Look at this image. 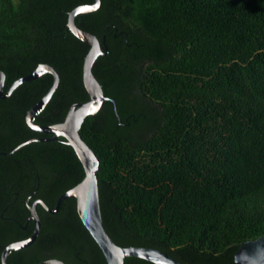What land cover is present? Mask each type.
I'll list each match as a JSON object with an SVG mask.
<instances>
[{
  "label": "trees",
  "instance_id": "obj_1",
  "mask_svg": "<svg viewBox=\"0 0 264 264\" xmlns=\"http://www.w3.org/2000/svg\"><path fill=\"white\" fill-rule=\"evenodd\" d=\"M92 2L0 0L3 94L40 64L58 75L35 124L62 122L89 99L82 81L89 45L67 18ZM74 22L101 43L92 73L118 113L104 100L79 129L99 161L110 238L181 264H237L239 244L264 236V0H100ZM53 81L44 72L0 97V254L31 235L36 198L53 209L85 175L63 137L45 140L26 122ZM35 209L34 241L9 253L7 264H106L75 198L55 213ZM123 264L156 263L129 256Z\"/></svg>",
  "mask_w": 264,
  "mask_h": 264
},
{
  "label": "water",
  "instance_id": "obj_2",
  "mask_svg": "<svg viewBox=\"0 0 264 264\" xmlns=\"http://www.w3.org/2000/svg\"><path fill=\"white\" fill-rule=\"evenodd\" d=\"M99 2L100 0H93L91 4L77 6L69 13L67 18V26L72 31V33L89 45V49L84 57L82 65V81L89 95V99L82 103L73 104L69 108L62 122L51 125H38L34 123V118L43 109L58 82V75L50 65L40 64L30 74L14 81L7 94H3L4 73L0 71L1 98L6 97L13 90V88L22 81L36 78L44 72H50L53 74L54 81L52 86L45 93V95L31 109L28 110L25 117L26 122L32 129L48 134L49 137H47L45 140H57L59 136L63 137L62 142L70 145L73 148L85 172L83 179L79 183L59 195L53 209H50L40 199L35 200V202L29 206L30 219H32L34 223L33 231L27 238L13 241L5 245V247L2 248L0 254V264H7L6 257L9 253L14 250L26 247L34 241L40 227L39 217L35 209V203L42 205L47 211L55 213L58 210L61 201L68 197L75 198L78 216L100 247L105 257L106 264H123L124 259L129 256L139 257L156 264H181L177 259L172 257L167 252L156 248L141 246L124 247L117 245L108 235L101 219L97 179L95 176L99 161L93 150L81 138L79 129L84 118L88 115H93L100 108L104 100L112 101L117 117L118 113L116 110L115 101L111 97L104 95L101 84L92 73V65L95 59L103 53L100 45L101 43L95 35L80 29L74 22V17L76 14L96 9L99 6ZM103 42L104 39H102V43ZM33 140L42 139L34 138ZM27 142H30V140ZM23 144L24 142L20 143L17 147H20ZM9 153L3 152L2 154L7 155ZM234 260L237 264H264V236H259L255 239L241 242L234 254ZM36 264L66 263L57 258H49Z\"/></svg>",
  "mask_w": 264,
  "mask_h": 264
},
{
  "label": "flooded vegetation",
  "instance_id": "obj_3",
  "mask_svg": "<svg viewBox=\"0 0 264 264\" xmlns=\"http://www.w3.org/2000/svg\"><path fill=\"white\" fill-rule=\"evenodd\" d=\"M38 198H36L35 200H37ZM41 200V199H40ZM26 228V227H25Z\"/></svg>",
  "mask_w": 264,
  "mask_h": 264
},
{
  "label": "bare ground",
  "instance_id": "obj_4",
  "mask_svg": "<svg viewBox=\"0 0 264 264\" xmlns=\"http://www.w3.org/2000/svg\"><path fill=\"white\" fill-rule=\"evenodd\" d=\"M58 130V129H57ZM63 133H64V131H63Z\"/></svg>",
  "mask_w": 264,
  "mask_h": 264
}]
</instances>
